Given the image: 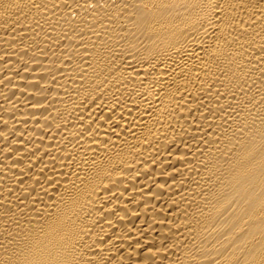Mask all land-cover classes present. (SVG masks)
Wrapping results in <instances>:
<instances>
[{"label": "bare ground", "instance_id": "bare-ground-1", "mask_svg": "<svg viewBox=\"0 0 264 264\" xmlns=\"http://www.w3.org/2000/svg\"><path fill=\"white\" fill-rule=\"evenodd\" d=\"M0 264H264V0H0Z\"/></svg>", "mask_w": 264, "mask_h": 264}]
</instances>
